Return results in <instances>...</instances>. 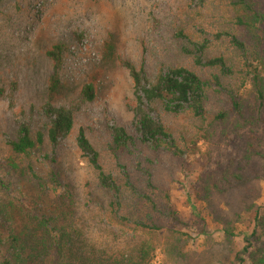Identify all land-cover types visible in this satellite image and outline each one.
<instances>
[{"label":"rangeland","instance_id":"374dc122","mask_svg":"<svg viewBox=\"0 0 264 264\" xmlns=\"http://www.w3.org/2000/svg\"><path fill=\"white\" fill-rule=\"evenodd\" d=\"M230 35L241 37L225 0H0V225L10 218L11 200H22L29 208L37 202L29 215L40 218L54 202L46 185L54 171L70 190L75 223L97 251L133 253L146 240L132 232L130 222L113 217V196L98 187L96 173L77 148L76 138L84 130L106 172L120 181L121 216L135 220L152 211L160 222L190 237V256L226 245L218 225L201 221L204 210L193 198L201 154L188 152L176 160L140 142L115 150L110 129L121 126L138 137L125 61L143 68L150 80L169 68H188L208 83L211 114L229 108L232 96L248 85L252 62ZM55 45L64 47L63 89L55 105L78 107L82 86L92 81L96 89L95 100L75 113L71 136L57 147L48 142L44 111L52 72L46 52ZM216 58L224 59L227 71L207 64ZM152 116L183 148L196 141L202 126L191 115L169 113L161 104L152 106ZM21 125L30 128L35 140L43 134V143L23 157L8 145ZM199 148L203 152L206 145ZM259 204L264 206V185ZM170 209L177 212L176 219ZM247 229L237 226V234ZM230 246L233 254L242 251L240 237ZM5 255L0 250V264ZM156 256L154 264H165L161 252Z\"/></svg>","mask_w":264,"mask_h":264},{"label":"trees","instance_id":"16d2710c","mask_svg":"<svg viewBox=\"0 0 264 264\" xmlns=\"http://www.w3.org/2000/svg\"><path fill=\"white\" fill-rule=\"evenodd\" d=\"M225 1L241 33V37L230 35L231 42L252 57L250 80L244 91L232 96L229 108L211 114L207 109L208 83L194 71L185 67L169 68L150 80L143 68L122 62L132 80L134 131L138 137L121 126H113L110 136L115 150L140 142L149 151L163 152L176 160L188 152L201 154L198 160L201 170L193 185V198L204 210L205 218L201 221L208 219L218 225L227 244L208 246L203 256H190V237L160 222L152 211L135 220L121 216L120 181L106 172L99 152L85 131L80 130L77 148L96 173L98 187L113 196L110 205L113 217L130 222L132 232L142 233L146 240L133 253L97 251L74 221L69 188L53 171L49 188L46 185L54 196V205L50 204L40 218L29 215L37 210V202H32L33 208H29L22 200H11L10 218H5L0 225V250L6 254L3 264H154L158 252L165 264H264V206L259 204L264 185V0ZM204 49L202 46V52ZM63 53L62 45L46 52L52 72L44 111L49 120L46 134L53 147L73 133L79 106L96 98L95 84L90 81L80 90L78 107L55 105L63 89L60 76ZM207 64L227 71L223 58L208 60ZM217 86L220 87L219 82ZM155 104H161L169 113H187L200 121L202 126L190 147H181L171 131L153 118ZM42 143L43 134H38L35 140L30 128L21 125L16 139L8 145L15 155L23 157L31 155ZM200 143L206 145L203 152ZM147 204L157 210L154 202L149 200ZM170 215L176 219L177 212L170 209ZM240 225L248 229L237 234ZM238 237L243 249L233 254L230 245Z\"/></svg>","mask_w":264,"mask_h":264}]
</instances>
